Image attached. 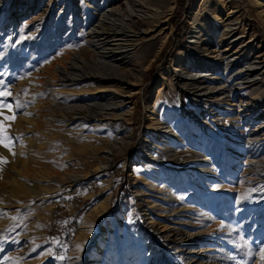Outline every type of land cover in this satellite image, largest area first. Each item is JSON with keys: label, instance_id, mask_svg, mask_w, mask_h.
Returning a JSON list of instances; mask_svg holds the SVG:
<instances>
[{"label": "rangeland", "instance_id": "374dc122", "mask_svg": "<svg viewBox=\"0 0 264 264\" xmlns=\"http://www.w3.org/2000/svg\"><path fill=\"white\" fill-rule=\"evenodd\" d=\"M92 1L0 0V126L23 137L10 141L11 151L0 145V264H264V0H175L167 25L138 47L134 68L143 77L126 90L120 114L131 111L128 132L118 137L109 120L65 123L44 108L46 91L55 99L73 90L44 80L85 46ZM204 15L219 16V31L235 21L251 42L235 57L263 64L253 83L236 87L231 105L216 101L211 116L174 75L196 58L191 46ZM199 118L209 120L206 132ZM250 137L261 162L244 147ZM105 140L116 144L100 171ZM72 175L81 177L65 181ZM150 219L160 239L150 232L145 242L139 225ZM164 226L174 244L161 239Z\"/></svg>", "mask_w": 264, "mask_h": 264}, {"label": "bare ground", "instance_id": "6f19581e", "mask_svg": "<svg viewBox=\"0 0 264 264\" xmlns=\"http://www.w3.org/2000/svg\"><path fill=\"white\" fill-rule=\"evenodd\" d=\"M174 7L175 0H103L102 3L94 0L89 3L90 12L93 15L88 23V29H86L85 46L80 51L70 52L65 63H56L44 80L46 87L50 83L62 87L63 92L68 87L73 89L66 94H64L65 92L58 93L55 95V99H50L52 92L46 91L44 108L48 114L56 115L57 117L54 118H61L65 123L76 119H106L110 121L107 125L109 134L113 132L115 137L126 134L131 111L125 115L120 114L127 103L124 100L127 94L126 90L138 81L140 82L143 77V71L134 68V65L140 63L138 58L141 52L138 47L140 43L148 41L159 28L167 25L170 20L169 15ZM206 13L210 14V11L207 10ZM214 14L216 13L214 12ZM85 16L86 14H83L84 18H86ZM214 16L216 20L214 19L215 22H212L208 15H204L196 29L197 32L194 33V42L191 47L196 58L188 57V65L184 63L180 69L174 71L180 92L185 97L196 98L195 105H201V108L207 110L210 116L217 111L213 109L217 108L215 105L218 102L216 101L231 105L237 91L236 87L244 85L243 83L246 85L253 83L259 76L256 75L254 68L263 65L260 61L251 62L248 58L241 60V56L235 57L241 48L244 51H249L251 42L246 43L244 41L245 33L236 29V26L233 28L235 25L233 20L227 25H222L221 29L223 30L219 31L220 18L217 15ZM166 29H168L167 26ZM163 35L165 36L161 40V47L168 39L166 32ZM241 61H247L249 66L241 68ZM79 80L82 81L78 82ZM85 84L86 89L79 92L74 90L75 87ZM108 84H112V86H108ZM260 100L258 99V101ZM211 101H213V105ZM194 116L195 119L198 118L197 114ZM199 119L202 122L203 132H206L210 126V124L208 125L209 120ZM240 119L241 121L250 119L251 122L252 116L246 118V115H240ZM56 121L57 119L54 123ZM43 123L47 126L50 125L48 116L44 117ZM125 139L129 141L128 136ZM252 139L254 138L250 137L244 147L248 154L253 155L254 163L261 162L263 159H260L258 155L263 154L264 149L257 146ZM104 142L105 156L103 160L105 161L104 165L100 166V171H104L108 167L111 151L116 144L115 140L113 146L107 140ZM123 142L126 141L123 140ZM203 163L205 164L206 160ZM204 167L199 166L198 168L202 170ZM245 171L250 172L248 169ZM251 176L254 177V175ZM80 177V175H72L65 181L75 182ZM103 207H105L103 204L97 205L93 210L94 213L98 214L100 210L104 209ZM150 220L151 222L147 226L139 225L141 230L144 228L142 233L145 234L142 235L146 239L145 242L150 232L154 233L155 237L158 234L155 233L157 229H153V220ZM169 231L167 226L161 228V234L164 233L161 239H164V242L173 241L174 244L175 239L171 240L172 236L170 237ZM84 234L82 232L80 236ZM152 242L156 243L154 239ZM174 248H176L175 245ZM149 251L154 259L160 257V250L156 244L150 246ZM154 264L164 263L157 260ZM169 264H173V262L170 261Z\"/></svg>", "mask_w": 264, "mask_h": 264}, {"label": "snow or ice", "instance_id": "6c2138e0", "mask_svg": "<svg viewBox=\"0 0 264 264\" xmlns=\"http://www.w3.org/2000/svg\"><path fill=\"white\" fill-rule=\"evenodd\" d=\"M4 95L3 93H0V96ZM16 107L19 108H23L25 107V105L23 104H17ZM27 115H30L29 113H25ZM5 119H9L8 117H6ZM6 129L3 128L2 126H0V145H2L5 148H8L9 151L12 150L13 145L10 143V141L12 140H20L23 137H15V138H11L5 135ZM13 155H15V153H13ZM0 163H6V161L0 160ZM55 242V241H54ZM260 254H261V260H264V249L260 250Z\"/></svg>", "mask_w": 264, "mask_h": 264}]
</instances>
